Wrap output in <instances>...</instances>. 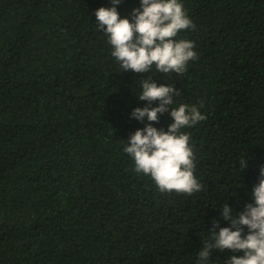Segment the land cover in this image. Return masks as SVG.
I'll use <instances>...</instances> for the list:
<instances>
[{
    "label": "trees",
    "instance_id": "trees-1",
    "mask_svg": "<svg viewBox=\"0 0 264 264\" xmlns=\"http://www.w3.org/2000/svg\"><path fill=\"white\" fill-rule=\"evenodd\" d=\"M198 58L181 75L119 67L95 11L111 0H0V264H196L220 210L253 203L264 166V0H178ZM140 0H121L131 22ZM206 119L190 136L192 195L162 193L123 151L149 123L142 79ZM154 102L152 107H157ZM172 123L158 114L152 126ZM246 160L241 170L240 161ZM219 231V229H216ZM247 229H245V233ZM214 250L211 264H226Z\"/></svg>",
    "mask_w": 264,
    "mask_h": 264
},
{
    "label": "clouds",
    "instance_id": "clouds-1",
    "mask_svg": "<svg viewBox=\"0 0 264 264\" xmlns=\"http://www.w3.org/2000/svg\"><path fill=\"white\" fill-rule=\"evenodd\" d=\"M121 0H111V7H101L94 13L99 31L108 36L112 46V57L124 71L148 73L155 65L162 74L181 75L187 71L189 61L198 58L194 43L176 40L178 33L195 29L184 6L178 0H140V7L131 10V22L120 18L117 6ZM142 92L138 96L147 104L135 108L130 119L149 123L130 135L123 151L134 162V171L150 176L162 193H183L192 195L204 186L194 175V153L190 146V136L181 131L191 128L206 119L197 106L174 104V97L180 92L172 84L157 86L151 77L142 79ZM158 103L157 107L152 104ZM168 114L172 123L167 131L158 130V114ZM241 170L246 160L240 161ZM253 203L245 204L244 210L235 213L227 204L220 210L228 227L221 228L213 221L210 242H204L198 251L196 264H211L214 250H229L232 255L226 264H264V166L260 168L259 183L252 189ZM219 229V231H216ZM247 229V233H245Z\"/></svg>",
    "mask_w": 264,
    "mask_h": 264
}]
</instances>
